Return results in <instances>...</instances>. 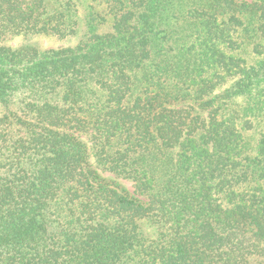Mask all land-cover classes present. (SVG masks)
<instances>
[{"label": "trees", "instance_id": "obj_1", "mask_svg": "<svg viewBox=\"0 0 264 264\" xmlns=\"http://www.w3.org/2000/svg\"><path fill=\"white\" fill-rule=\"evenodd\" d=\"M7 35L79 39L0 45V264H264V0H0Z\"/></svg>", "mask_w": 264, "mask_h": 264}, {"label": "rangeland", "instance_id": "obj_2", "mask_svg": "<svg viewBox=\"0 0 264 264\" xmlns=\"http://www.w3.org/2000/svg\"><path fill=\"white\" fill-rule=\"evenodd\" d=\"M84 28L86 27L85 23H83ZM79 36L74 35L71 37H68L66 39H57V38H50V37H33V38H26L21 35H7L2 38H0V45L6 44L9 46L17 47L21 44H25L27 42L33 43V44H40L43 47L49 48V47H67V46H73L78 43ZM122 180V179H121ZM123 185H125L130 190H133V184L130 181L122 180Z\"/></svg>", "mask_w": 264, "mask_h": 264}]
</instances>
